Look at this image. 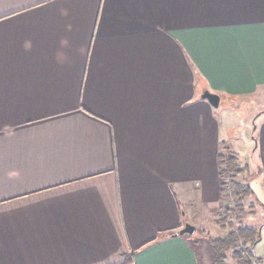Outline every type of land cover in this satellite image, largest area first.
Returning <instances> with one entry per match:
<instances>
[{
	"label": "crops",
	"instance_id": "1",
	"mask_svg": "<svg viewBox=\"0 0 264 264\" xmlns=\"http://www.w3.org/2000/svg\"><path fill=\"white\" fill-rule=\"evenodd\" d=\"M262 94L264 0H0V264H238L220 154Z\"/></svg>",
	"mask_w": 264,
	"mask_h": 264
},
{
	"label": "trees",
	"instance_id": "2",
	"mask_svg": "<svg viewBox=\"0 0 264 264\" xmlns=\"http://www.w3.org/2000/svg\"><path fill=\"white\" fill-rule=\"evenodd\" d=\"M220 155L221 192L230 206L224 205L222 213L216 218V223L227 230L226 234L210 237V243L219 259L231 258L238 264H260L263 259L254 252V245L261 238L260 227L244 223L249 214L245 202L253 195L250 180H240L246 175L247 167L229 149L223 148Z\"/></svg>",
	"mask_w": 264,
	"mask_h": 264
},
{
	"label": "rangeland",
	"instance_id": "3",
	"mask_svg": "<svg viewBox=\"0 0 264 264\" xmlns=\"http://www.w3.org/2000/svg\"><path fill=\"white\" fill-rule=\"evenodd\" d=\"M226 105L227 103L223 101L222 104L220 105V108ZM227 107L232 110L234 115H237L235 117L231 116L233 120L232 119L230 120L231 125H229L231 127L233 126L232 131H236V133H234L233 135L234 136L233 140H235V142H237L239 146H244V149L246 148L245 150H243L241 163L246 165L247 171L244 177H240V180L245 181L246 179H249L253 189L256 192L254 194L256 198L254 196H251V199L246 200L245 202L247 209L249 211H253L254 213L252 214L250 213L245 219L244 223L247 225L263 224L260 227L261 242H259L258 245L255 247V255L264 258V179L260 177V179H256L257 181L256 180L254 181V179L256 178L255 175L258 171V168L256 167V163L254 162V159H252V150L254 146L252 145L253 132L256 126H260L261 123L264 121V112L262 116H260L259 118L257 117L255 124L253 119L256 118L255 117L256 115L257 116L259 115V112L261 110L262 111L264 110V94L258 95L257 97L247 98L239 102L234 101V103L227 105ZM225 121L228 122L227 120ZM236 134L239 135L237 136ZM228 203L229 202L227 201L225 205H227ZM188 219L191 221L190 222L191 224L198 225L196 220L194 221L190 217ZM214 224L216 223L210 222L209 223L210 227L207 226L206 229L209 230L211 234L216 235V232H213L211 229V227ZM226 232L227 230L225 229L224 232L218 231L217 233H222V236H224ZM205 234L207 235V233ZM193 236L200 238L201 237L200 231L197 230Z\"/></svg>",
	"mask_w": 264,
	"mask_h": 264
},
{
	"label": "water",
	"instance_id": "4",
	"mask_svg": "<svg viewBox=\"0 0 264 264\" xmlns=\"http://www.w3.org/2000/svg\"><path fill=\"white\" fill-rule=\"evenodd\" d=\"M203 98L208 99V101L215 107H218L221 101V96L210 90H205L202 94ZM196 230V226L191 223H186L185 226L177 234H193Z\"/></svg>",
	"mask_w": 264,
	"mask_h": 264
},
{
	"label": "built area",
	"instance_id": "5",
	"mask_svg": "<svg viewBox=\"0 0 264 264\" xmlns=\"http://www.w3.org/2000/svg\"><path fill=\"white\" fill-rule=\"evenodd\" d=\"M227 205L230 206V203H228Z\"/></svg>",
	"mask_w": 264,
	"mask_h": 264
}]
</instances>
